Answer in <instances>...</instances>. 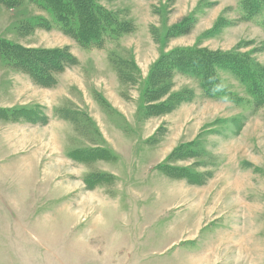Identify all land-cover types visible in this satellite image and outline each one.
<instances>
[{
  "label": "rangeland",
  "instance_id": "obj_1",
  "mask_svg": "<svg viewBox=\"0 0 264 264\" xmlns=\"http://www.w3.org/2000/svg\"><path fill=\"white\" fill-rule=\"evenodd\" d=\"M4 1L0 42L69 48L79 65L42 88L0 55V264H264V104L249 83L217 68L215 99L170 72L158 117L144 97L176 49L264 69V0L254 17L250 0H98L131 27L101 49Z\"/></svg>",
  "mask_w": 264,
  "mask_h": 264
},
{
  "label": "trees",
  "instance_id": "obj_2",
  "mask_svg": "<svg viewBox=\"0 0 264 264\" xmlns=\"http://www.w3.org/2000/svg\"><path fill=\"white\" fill-rule=\"evenodd\" d=\"M23 0H7L3 3L14 5L11 2ZM45 12L52 14L59 29L66 36L74 39L80 46L95 47L101 49L106 37L129 33V25L117 24L116 19L98 4V0H30ZM263 0H250L256 9L251 11V17L260 13V2ZM248 5V6H249ZM43 23V22H42ZM39 27H42L39 24ZM131 29V27H130ZM7 54H3L6 53ZM12 55L16 57V67L26 73L35 84L42 88H54L57 85L55 75L64 73L68 68L79 65L77 58L72 55L69 48L63 50L28 49L19 45L0 42V55ZM167 57V56H166ZM170 64H158L150 76L149 85L145 91L146 110L148 117H158L173 110L171 106L158 97L157 83L163 81L171 73H179L199 80L201 88L210 98H222L225 94L223 87L216 75V69L220 68L233 76L248 82L258 107L264 104V69H254L245 59L237 54L207 53L195 49H176L171 57ZM165 72H168L165 74ZM179 101V100H178ZM27 110H20L21 113Z\"/></svg>",
  "mask_w": 264,
  "mask_h": 264
}]
</instances>
